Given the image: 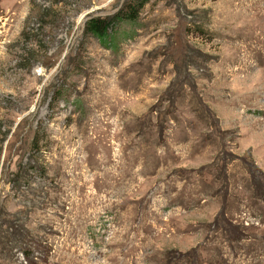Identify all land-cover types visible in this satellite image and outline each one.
Here are the masks:
<instances>
[{
    "label": "rangeland",
    "instance_id": "obj_1",
    "mask_svg": "<svg viewBox=\"0 0 264 264\" xmlns=\"http://www.w3.org/2000/svg\"><path fill=\"white\" fill-rule=\"evenodd\" d=\"M0 0V264H264V0Z\"/></svg>",
    "mask_w": 264,
    "mask_h": 264
},
{
    "label": "trees",
    "instance_id": "obj_2",
    "mask_svg": "<svg viewBox=\"0 0 264 264\" xmlns=\"http://www.w3.org/2000/svg\"><path fill=\"white\" fill-rule=\"evenodd\" d=\"M148 0H128L112 18L91 19L85 25L86 35L96 38L102 46L111 47L121 25L136 24Z\"/></svg>",
    "mask_w": 264,
    "mask_h": 264
}]
</instances>
